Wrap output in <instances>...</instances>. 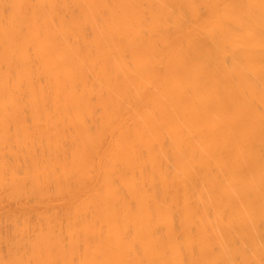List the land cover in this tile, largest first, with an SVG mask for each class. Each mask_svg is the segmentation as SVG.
<instances>
[{"label": "bare ground", "instance_id": "obj_1", "mask_svg": "<svg viewBox=\"0 0 264 264\" xmlns=\"http://www.w3.org/2000/svg\"><path fill=\"white\" fill-rule=\"evenodd\" d=\"M0 264H264V0H0Z\"/></svg>", "mask_w": 264, "mask_h": 264}]
</instances>
